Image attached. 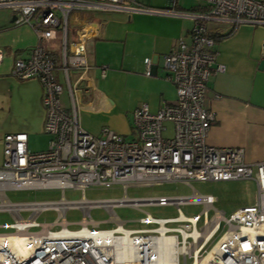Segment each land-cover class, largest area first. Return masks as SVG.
<instances>
[{"label": "built area", "instance_id": "1", "mask_svg": "<svg viewBox=\"0 0 264 264\" xmlns=\"http://www.w3.org/2000/svg\"><path fill=\"white\" fill-rule=\"evenodd\" d=\"M133 2L0 0V8L10 9L15 24H27L37 34L38 41L29 55L15 58L10 72L17 78L34 77L40 82L45 110L43 131L49 135L47 148L36 152L28 150L25 132L5 133L2 137L0 211L9 213L12 221L7 224L11 231L0 232V264H264V153L260 160L249 163L242 147L207 144L206 134L215 114L204 106L210 77L225 70L212 49L216 29L208 23L227 24L228 32L241 22L264 25V0H203L201 9L187 11L174 10L175 0L168 9ZM76 9L162 12L193 21L189 40L178 37L163 55V68L175 86L176 100L156 112L149 111L145 103L136 107L132 113L135 135L129 140L108 127H102L101 134L95 136L78 123L68 73L86 65L83 41L72 43L70 52L63 45L58 64L44 57L42 43L53 39L58 29L65 43L68 13ZM2 58L0 49V61ZM144 63V73L150 75V59L145 58ZM57 69L67 84L71 112L60 100L62 86L55 75ZM164 122L172 124L168 134ZM237 179H253L256 198L229 216L214 206L216 197L196 190L189 195L157 197H130L124 193L114 199H88L82 195L78 200L62 196L58 200L10 201L3 195L6 190H83L94 184H118L126 189L130 185L151 186L176 180ZM57 201L64 203L54 205ZM187 204L203 207L199 213L187 216L181 210ZM118 205L137 209L142 205H174L177 214L156 218L146 212L138 222L147 226L131 228L115 215L112 208ZM93 207L106 208L113 225L98 227L89 215ZM70 208L82 210L77 228L69 227L65 218ZM48 209L57 211V218L49 223L38 221L37 215ZM120 226L122 229L117 231ZM95 229L112 230L114 241L98 243L86 233ZM123 230L134 238L133 244L118 239L124 235ZM13 238L21 239L23 245ZM123 245L131 258L127 261L117 257Z\"/></svg>", "mask_w": 264, "mask_h": 264}, {"label": "crops", "instance_id": "2", "mask_svg": "<svg viewBox=\"0 0 264 264\" xmlns=\"http://www.w3.org/2000/svg\"><path fill=\"white\" fill-rule=\"evenodd\" d=\"M149 2L135 0L131 4ZM168 3L166 0L159 9H168ZM172 8L183 10L176 0ZM10 13L0 15V49L3 52L0 109L12 113L10 119L0 122L1 144L5 133L25 132L28 139L30 133L39 132L41 128L43 131L45 118L40 82L34 77L17 78L10 72L14 59L26 58L38 37L27 24H15L14 15ZM208 24L216 29L218 39L215 38V42L230 34L227 24ZM191 27L188 17L162 12L71 10L66 21L65 43L58 29L53 39L42 43L44 57L58 64L63 45L70 52L72 43L83 41L86 65L68 73L78 123L95 136L101 134L102 127H108L123 137L128 133H133L134 137L132 113L136 107L145 103L149 111L156 112L165 103L176 100L175 86L163 68V55L172 49L178 37L183 36L188 41ZM129 33L140 36V42L129 43ZM215 42L212 49L216 52V61L224 64L225 70L214 73L207 83L204 106L213 111L215 120L205 141L214 146L242 147L245 161L255 163L264 153V69L258 68L260 59L264 58V49L262 43ZM145 58L150 59V75L144 73ZM55 75L62 86V106L71 112V98L63 73L57 69ZM118 78L119 85L112 84V80ZM135 83L146 87L138 88ZM133 91L137 93L134 98ZM120 93L125 94V99ZM164 125L167 132L171 131L172 124L168 127L164 122Z\"/></svg>", "mask_w": 264, "mask_h": 264}, {"label": "rangeland", "instance_id": "3", "mask_svg": "<svg viewBox=\"0 0 264 264\" xmlns=\"http://www.w3.org/2000/svg\"><path fill=\"white\" fill-rule=\"evenodd\" d=\"M166 0H150L149 3H143L145 6L151 8H159L164 6ZM183 10L187 11L191 6L197 3H203V0H176ZM9 8H0V15H10ZM120 15V14H118ZM190 22L193 23L192 19ZM140 36L133 33L128 34L129 43H139ZM115 43V42H112ZM121 43V42H120ZM215 43H264V25L252 24L241 22L237 24L233 31L224 37L222 41ZM47 51V49H46ZM120 78L112 80V84L119 85ZM138 88H144L145 85L135 83ZM136 92H132V97L136 96ZM122 99H125V94H119ZM12 113L8 109H0V122L3 119H10ZM168 127L171 126L170 122H166ZM2 128L0 127V131ZM170 131V130H169ZM169 131L167 133H169ZM1 134V133H0ZM133 137V133H128L124 136L129 140ZM49 135L39 129V132L30 133L27 139L28 149L31 152L45 150L48 146ZM2 144L0 142V165L2 164ZM253 174L256 172V167H252ZM196 190L203 194H212L216 197L214 206L224 212L225 216H229L237 208L254 203L257 193L256 183L253 179H237V180H224V181H198L190 180L188 183L183 181H169L151 186H134L130 185L124 189L121 185H112L106 187L104 185L94 184L89 185L83 190L75 188H65L63 191L57 188H45L37 190H6L4 192L5 198L10 201H31V200H58L62 196L67 200H78L84 195L88 199H114L122 197L125 193L130 197H157L160 195H189ZM201 204H187L181 207L183 213L187 216L197 214L202 209ZM113 211L115 215L126 221L125 227L140 228L147 226L138 222V218L145 216V213H150L151 216L156 218L172 217L177 214L174 205L156 206V205H142L139 209L128 206L118 205L114 206ZM213 212L209 211V215ZM26 215L25 213H22ZM57 211L48 209L40 212L37 215V220L41 222H52L57 218ZM89 215L93 221L98 222V227L107 228L113 225L109 220V213L104 207H93L89 211ZM65 218L69 222V227L77 228L79 220L82 218V210L80 208H70L65 211ZM12 220V216L0 211V232L11 231L7 227L8 222ZM189 261V260H188Z\"/></svg>", "mask_w": 264, "mask_h": 264}, {"label": "bare ground", "instance_id": "4", "mask_svg": "<svg viewBox=\"0 0 264 264\" xmlns=\"http://www.w3.org/2000/svg\"><path fill=\"white\" fill-rule=\"evenodd\" d=\"M63 203H64L63 201H57V202L54 203V205L62 206ZM121 229H122V227L120 226V227L117 228V231H119ZM162 230L163 229H161V231ZM123 231H124V235L122 237L118 238V239L121 240L122 242H124L125 244H128V245L133 244L134 243V238L128 235V231H126V230H123ZM89 232H86L87 235H90L91 237H94L95 241H97L98 243H108V241L110 239H111V241H114V238L111 236L113 232L110 229H107V230L95 229V230H92V232H90V233ZM12 240L17 241L16 243H19V245H23L22 242H21V239L13 238ZM118 245L120 246V244H118ZM121 247L122 248L119 249L117 257H119L120 259H123V261H127V260L131 259L127 255L128 252H126V251L124 252V245L121 246ZM20 249L23 250L24 246H20ZM122 250H123V252H122Z\"/></svg>", "mask_w": 264, "mask_h": 264}, {"label": "water", "instance_id": "5", "mask_svg": "<svg viewBox=\"0 0 264 264\" xmlns=\"http://www.w3.org/2000/svg\"><path fill=\"white\" fill-rule=\"evenodd\" d=\"M169 3L167 4V8H170L172 5L170 3V0H168ZM262 49H264V43H262ZM258 68L259 69H264V58H261L259 63H258Z\"/></svg>", "mask_w": 264, "mask_h": 264}, {"label": "trees", "instance_id": "6", "mask_svg": "<svg viewBox=\"0 0 264 264\" xmlns=\"http://www.w3.org/2000/svg\"><path fill=\"white\" fill-rule=\"evenodd\" d=\"M203 7L202 4H197L196 6H193L192 9H201ZM231 33V32H229ZM218 39V36L216 37V40Z\"/></svg>", "mask_w": 264, "mask_h": 264}]
</instances>
